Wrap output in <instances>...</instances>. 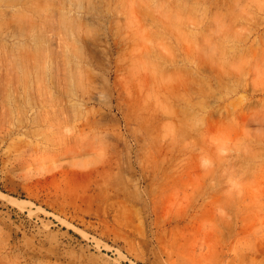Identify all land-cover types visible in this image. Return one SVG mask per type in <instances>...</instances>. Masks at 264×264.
<instances>
[{
  "label": "rangeland",
  "instance_id": "1",
  "mask_svg": "<svg viewBox=\"0 0 264 264\" xmlns=\"http://www.w3.org/2000/svg\"><path fill=\"white\" fill-rule=\"evenodd\" d=\"M0 264H264V0H0Z\"/></svg>",
  "mask_w": 264,
  "mask_h": 264
}]
</instances>
